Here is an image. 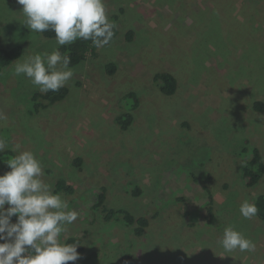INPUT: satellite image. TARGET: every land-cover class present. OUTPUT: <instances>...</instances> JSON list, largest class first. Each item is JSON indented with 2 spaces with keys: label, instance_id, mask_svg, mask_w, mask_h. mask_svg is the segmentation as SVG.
Returning <instances> with one entry per match:
<instances>
[{
  "label": "rangeland",
  "instance_id": "374dc122",
  "mask_svg": "<svg viewBox=\"0 0 264 264\" xmlns=\"http://www.w3.org/2000/svg\"><path fill=\"white\" fill-rule=\"evenodd\" d=\"M104 3L113 41L71 66L68 93L42 106L30 99L38 87L13 68L59 46L22 25L17 0H0V48L22 49L0 73V138L13 156L16 145L33 152L42 179L78 212L61 235L63 243L82 241L72 264H264V220L239 212L264 194V175L250 187L243 175L252 147L264 162V112L254 109L264 103V0ZM158 72L176 78L174 94L161 91ZM123 112L133 115L126 130L115 121ZM61 180L69 194L55 191ZM101 196L107 209L148 218L144 233L134 234L119 213L107 218ZM229 226L255 252L226 253L219 241Z\"/></svg>",
  "mask_w": 264,
  "mask_h": 264
},
{
  "label": "clouds",
  "instance_id": "9594fccd",
  "mask_svg": "<svg viewBox=\"0 0 264 264\" xmlns=\"http://www.w3.org/2000/svg\"><path fill=\"white\" fill-rule=\"evenodd\" d=\"M17 3L23 6L22 25L36 33L53 31L58 46L82 39L101 49L113 41L116 25L108 18L104 0H17ZM70 62L71 58L57 48L17 62L13 74L24 75L43 93L55 92L73 77ZM7 147V142L0 138V153ZM19 149L16 145L13 151L17 154L5 161L10 171L0 175V241H5L0 243V264H67L78 260V244L61 241L66 226L78 219V212L69 210L67 201L54 194L53 186L42 179L43 165L35 154ZM239 212L244 219H252L258 208L245 200ZM13 215L17 217L15 223L11 222ZM219 243L226 253L256 250L255 243L232 226L224 229Z\"/></svg>",
  "mask_w": 264,
  "mask_h": 264
},
{
  "label": "trees",
  "instance_id": "16d2710c",
  "mask_svg": "<svg viewBox=\"0 0 264 264\" xmlns=\"http://www.w3.org/2000/svg\"><path fill=\"white\" fill-rule=\"evenodd\" d=\"M115 35H116V29H114ZM132 32L129 31L126 34V38L130 39L131 38ZM41 35L45 38H51L55 37V34L53 31L48 30ZM114 35V37H115ZM113 37V39H114ZM59 51L61 52L62 55H67L71 58V62L69 64V67L77 65L79 62H81L84 58H86V55L88 53L94 52L95 47L92 45L91 41H85L82 39H77L74 43L64 46H59L58 47ZM22 49L20 46H15L10 49H5V48H0V73L2 69L6 66H8L10 63H12L13 60L17 59L20 57L22 54ZM107 72L113 74L114 71H116V67L113 63H108L106 66ZM154 81L159 85L161 91L164 94L172 95L177 89V80L176 78L168 72H158L154 74L153 76ZM68 93V87L64 86L60 88L58 91H49L47 93H43L40 91H35L32 93L30 99L32 102L38 101L39 104L42 106H47L55 103L56 101H59L65 97V95ZM135 93H129L127 97H131L130 100H132V104L130 105L131 111L134 110V108L137 106V98L132 99ZM254 109H256L258 112H264V103L260 101H256L254 103ZM133 115L130 112H123L119 114L116 118L115 121L121 126L123 130H126L130 124L132 123ZM244 151L248 150V147H244ZM250 158L246 161V163L243 166V175L246 181V185L248 187L255 185L260 178L264 175V162L262 160L261 154L259 152V149L257 147H252L250 151ZM5 154L12 155L10 151H4L2 155L0 156V161H3L1 157H3ZM13 156V155H12ZM80 159L78 158L77 161L75 162L78 165V161ZM1 167L7 171H10L8 168L7 164L3 161L1 164ZM205 191L208 192V196H206V203L209 205L207 210L208 215L206 216L208 219L207 221L213 220V207H212V195L208 187L204 186L203 187ZM55 191H65L67 194L71 191V187L67 185L64 181H59L57 186L54 188ZM61 189V190H60ZM140 189H136L134 193H139ZM72 195V194H71ZM104 197H100L99 205L103 206V212L106 214L107 218H110L114 216V214H121L123 215L124 221L126 222V226L133 227V232L134 234L141 236L144 233V230L146 229L147 226H149V220L146 217H135L133 214L130 212L123 210V209H107L104 206ZM252 203H255V205L258 208V213H257V218H260L264 220V194H259L253 197ZM9 207L7 204L5 205V209ZM17 220V217L13 215L11 217V222L15 223ZM5 241H0V243H3ZM81 239L75 236H69L65 243L67 244H73L77 243V250L82 248L81 245ZM67 264H72L71 261L67 262Z\"/></svg>",
  "mask_w": 264,
  "mask_h": 264
}]
</instances>
